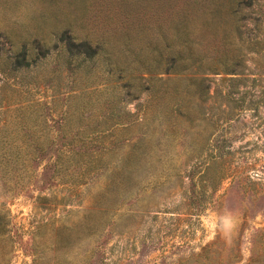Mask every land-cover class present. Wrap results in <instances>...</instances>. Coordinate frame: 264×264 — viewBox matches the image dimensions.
Wrapping results in <instances>:
<instances>
[{
    "label": "rangeland",
    "instance_id": "obj_1",
    "mask_svg": "<svg viewBox=\"0 0 264 264\" xmlns=\"http://www.w3.org/2000/svg\"><path fill=\"white\" fill-rule=\"evenodd\" d=\"M85 1L0 0V264H264V0Z\"/></svg>",
    "mask_w": 264,
    "mask_h": 264
},
{
    "label": "trees",
    "instance_id": "obj_2",
    "mask_svg": "<svg viewBox=\"0 0 264 264\" xmlns=\"http://www.w3.org/2000/svg\"><path fill=\"white\" fill-rule=\"evenodd\" d=\"M70 1L71 2H75V3H80V4H83V3L86 2L85 0H70ZM232 13L235 15L234 22H233L235 24V27H233V25H232L231 30L228 31L229 32L228 34L233 32V33L237 34L239 37H241L242 36L241 24H242V21L245 20V17L242 16V15L238 16V14H237L238 11L237 10L232 11ZM69 26L72 28L71 25H69ZM70 27L65 29L66 32L64 33V35H67V37L69 39L68 40V44L62 48V50L65 53L71 55L70 58L67 60V62H69V63L71 62V60H72L71 57L72 56L73 57L74 56H83V55H85V53L88 54V56L85 55L83 57V59L81 60V62L84 63V62H87V61L88 62L89 61H93V58H95V56L99 52L104 51V52H106L104 54L105 62H107L108 64H111V62H112L111 56H110L108 51H105V44H106L105 41L101 42L100 40H98V41H95V43H94V41L91 40L90 37H87V36L84 37L83 39H81V37L79 35H77ZM175 33L176 34L173 36V38H176V39H179V40L186 38V34H185L186 31L180 26H176L175 27ZM164 37H168V36L164 35ZM78 40H83L82 44L78 45L77 44V42H79ZM79 47H81V49L73 51V48H79ZM82 48L91 49V50H93V52L89 53V52L82 51ZM161 57H162V55H161ZM88 59H90V60H88ZM162 61H163V57L161 59H156L154 61V63H151L152 66L153 65H155V66L153 68L151 66L150 70H153V69H155V70H163V71L171 70L172 67L166 69L164 67V65L162 64ZM86 67H89V65H87ZM175 69L178 72H185V71L191 70L192 69V63H179L178 65L175 66ZM200 85H203V83H201Z\"/></svg>",
    "mask_w": 264,
    "mask_h": 264
}]
</instances>
